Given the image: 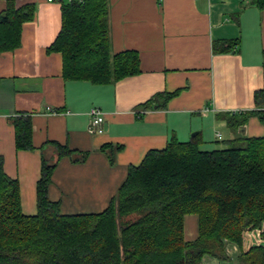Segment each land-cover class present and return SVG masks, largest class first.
Returning a JSON list of instances; mask_svg holds the SVG:
<instances>
[{
    "label": "crops",
    "instance_id": "0c3cea01",
    "mask_svg": "<svg viewBox=\"0 0 264 264\" xmlns=\"http://www.w3.org/2000/svg\"><path fill=\"white\" fill-rule=\"evenodd\" d=\"M65 1L16 0L35 10L21 26L20 45L0 52V157L4 173L17 180L24 214L36 213L41 159L56 160V145L86 154L60 157L48 186V199L69 215L103 211L128 168L172 136L187 142L197 135L200 147L212 150L236 135H263L254 116L236 131L226 124V115L252 110L254 93L264 89V7L256 0H107L110 50L137 52L140 71L106 85L65 81L61 54L47 51ZM230 41H237L230 51L214 50ZM159 93L175 94L142 111ZM92 106L104 114L100 134L88 132ZM18 114L31 120L32 150L15 147L10 119ZM104 144L121 146L113 162ZM184 231L187 241L196 238L194 215L185 217Z\"/></svg>",
    "mask_w": 264,
    "mask_h": 264
},
{
    "label": "trees",
    "instance_id": "16d2710c",
    "mask_svg": "<svg viewBox=\"0 0 264 264\" xmlns=\"http://www.w3.org/2000/svg\"><path fill=\"white\" fill-rule=\"evenodd\" d=\"M259 8L264 0H256ZM32 4L6 0L0 13V52L20 45L21 26L32 18ZM237 41L221 42L228 52ZM62 57L65 81L106 85L137 74L139 56L133 50L112 53L107 0H67L61 4L60 30L47 48ZM175 93H159L143 105L155 108ZM254 108L226 115L232 131L254 116L264 128V89L253 95ZM17 150H32L28 115L10 119ZM196 135L187 142L172 136L161 149L149 150L126 177L107 207L99 213L61 214L48 199L57 160L74 156L58 145L57 159L42 157L36 182V213L20 208L17 180L3 170L0 157V264H201L204 258L230 261L226 244L238 248L237 264H264V249L243 251L242 231L264 221V133L236 135L212 150L200 147ZM121 146L100 149L113 162ZM77 155V154H76ZM77 155L74 160L85 158ZM197 218V236L187 241L184 219Z\"/></svg>",
    "mask_w": 264,
    "mask_h": 264
},
{
    "label": "built area",
    "instance_id": "2783aa9c",
    "mask_svg": "<svg viewBox=\"0 0 264 264\" xmlns=\"http://www.w3.org/2000/svg\"><path fill=\"white\" fill-rule=\"evenodd\" d=\"M51 2L52 0H47ZM61 1V0H59ZM89 118L88 132L91 134H100L104 131V114L100 108L92 106L87 110ZM243 251H248L251 247L259 246L264 249V221L258 227H249L242 231L241 234ZM226 252L228 254H237L238 248L234 244H226ZM233 256V255H231ZM201 264H219L218 261L205 262L202 260Z\"/></svg>",
    "mask_w": 264,
    "mask_h": 264
},
{
    "label": "rangeland",
    "instance_id": "374dc122",
    "mask_svg": "<svg viewBox=\"0 0 264 264\" xmlns=\"http://www.w3.org/2000/svg\"><path fill=\"white\" fill-rule=\"evenodd\" d=\"M229 255H233V256H236V254H229ZM231 257V256H230ZM231 259V258H230ZM205 262H210L212 261V259H209V258H204ZM214 261V260H213ZM215 261H218V260H215ZM236 260L233 259V263L230 262V261H219V264H235Z\"/></svg>",
    "mask_w": 264,
    "mask_h": 264
}]
</instances>
